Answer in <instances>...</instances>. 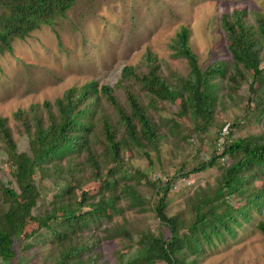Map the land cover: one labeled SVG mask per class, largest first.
<instances>
[{
  "label": "trees",
  "instance_id": "16d2710c",
  "mask_svg": "<svg viewBox=\"0 0 264 264\" xmlns=\"http://www.w3.org/2000/svg\"><path fill=\"white\" fill-rule=\"evenodd\" d=\"M74 3L0 0V56L10 51L14 40L22 41L42 26H54ZM244 11L237 8L230 16L219 17L229 63L218 61L201 71L182 27L169 48L172 57L186 63L185 75L171 71L163 75L156 57L147 52L139 65L143 72L131 66L120 71L115 86L122 89L123 104L111 88H97L91 81L66 89L53 105L43 103L40 113L37 106L16 111L12 118L21 128L27 152L17 151L6 119L0 118V142L16 187L15 191L11 183L6 187L0 180L1 264L15 258L14 246L26 251L37 244L51 248L44 257L46 264H109L98 252V245L109 241H119L125 251H132L126 259L116 252L119 264H198L205 249L233 238L252 214L264 210V133L235 140L228 135L220 152L215 147L224 122L213 124V113L221 105L217 94L223 87L230 98L247 84L253 105L246 112L257 123L264 117V18L254 13L256 28L251 29L242 21ZM132 85L160 108L146 104ZM159 109H167L169 117L160 116ZM149 111L157 113L156 121ZM237 127V122L229 125ZM212 129L216 138L208 142V158L193 165L192 158L191 164L184 159L172 174L163 173L167 137L175 136L191 148L192 134L201 152L203 136ZM130 158L142 160L147 170L156 164L164 177L152 179L148 171L133 169ZM124 165L128 169L122 174L119 169ZM213 167L219 170L214 184L196 187L190 199L188 214L193 219L185 223L180 214L167 216L164 208L172 184ZM47 180L56 188L49 200L36 188L39 181ZM87 181L97 182L95 194L84 188ZM256 182L260 184L255 186ZM139 185L156 200L154 205L139 193ZM120 201L129 210H147L167 237L156 230L132 229L124 219L110 223L122 213ZM25 228H30L29 233ZM255 228L264 236V223H256Z\"/></svg>",
  "mask_w": 264,
  "mask_h": 264
},
{
  "label": "rangeland",
  "instance_id": "374dc122",
  "mask_svg": "<svg viewBox=\"0 0 264 264\" xmlns=\"http://www.w3.org/2000/svg\"><path fill=\"white\" fill-rule=\"evenodd\" d=\"M237 8L245 10L242 21L251 29L256 28L254 13L264 18V0H75L73 7L62 18L54 21V26H42L24 40H14L10 51H4L0 56V118L6 119L17 151L27 152L21 128L12 118L18 110L27 112L30 107L37 106L36 113H40L43 103L53 105L54 100L60 98L66 89L78 88L91 81L96 83L97 88H111L116 100L123 104L122 89L115 86L120 71L125 66H131L143 72V66L139 65L147 52L156 57L163 75L167 76L168 71L185 75L186 63L172 57L173 52L169 48L171 40L182 27L187 30V44L196 55L201 71L211 63L231 62L226 38L220 30L219 17L223 14L230 16ZM132 86V90L146 104L160 108L157 104L152 105L143 93L137 92L135 85ZM227 93L225 87L218 92L217 98L221 105L217 104L213 113V124L224 122L215 145L219 152L223 139L228 135L230 140H235L245 135L254 137L264 133V117L257 123L251 113L246 112L247 107L253 105V96L248 94L247 84L241 85L230 98H226ZM101 104L104 106L102 101ZM106 110L108 115L112 114L110 109ZM149 113L156 121L157 113ZM158 114L169 117L167 109H159ZM236 122L237 128H229V125ZM178 123L183 124L182 121ZM215 138V131H208L202 139L204 149L197 152L199 142L194 135L191 134L189 140L191 148L175 136L167 137V145L162 149L163 173L172 174L184 159L190 163L192 158L196 161L193 165L208 158V142ZM130 165L133 169L148 171L152 179L164 177L154 163L147 170L142 160L130 158ZM126 168L127 165H124L119 170L124 174ZM9 171L5 148L0 142V180L6 187L11 183L16 191ZM218 176L219 170L213 167L188 180H176L169 192L165 214H180L185 223L193 219L188 212L195 188L212 186ZM259 184L256 182L255 186ZM98 187L97 182L91 181L84 185L90 195L95 194ZM36 188L45 193L47 200L56 189L48 180L39 181ZM137 190L149 198L150 193L146 188L139 185ZM148 201L151 205L156 202L153 197ZM119 206L122 207V213L112 217L110 223H121L124 219L132 229L156 230L167 237V231L158 225L157 220L149 218L147 210H129L124 201H120ZM252 216L248 224L236 230L233 238H224L225 241L213 243V247L205 249L198 264H263L264 236L255 225L258 222L264 223V210ZM25 231L29 233L30 228H25ZM180 233H185V230ZM121 244L119 241L101 242L98 252L102 255V261L119 264L116 252L119 257L122 255L126 259L132 251H125ZM14 249L16 255L9 264H46L44 257L51 248L37 244L26 251L16 246Z\"/></svg>",
  "mask_w": 264,
  "mask_h": 264
}]
</instances>
